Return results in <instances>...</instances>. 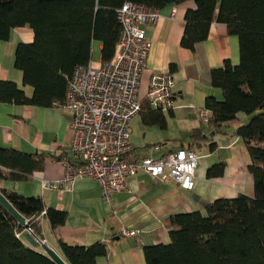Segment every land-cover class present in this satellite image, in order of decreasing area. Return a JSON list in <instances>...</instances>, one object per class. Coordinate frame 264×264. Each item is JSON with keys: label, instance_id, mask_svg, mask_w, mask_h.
Wrapping results in <instances>:
<instances>
[{"label": "trees", "instance_id": "16d2710c", "mask_svg": "<svg viewBox=\"0 0 264 264\" xmlns=\"http://www.w3.org/2000/svg\"><path fill=\"white\" fill-rule=\"evenodd\" d=\"M127 1L161 9L189 0H0V40H8L16 27L27 26L34 32L31 43L17 45L15 61L22 86H31L33 94L14 81L0 80V104L51 107L62 102L75 69L93 61L96 43L102 46V62L114 57L122 31L118 10ZM194 2L196 7L185 14L183 47L194 51L208 38L213 22L225 24L239 41V62L225 60L211 71L221 98L208 96L205 111L208 124L219 128L236 122L241 114L249 116L233 134L246 146L255 193L217 198L205 212L171 214L166 219L169 242L145 246V264H264V0ZM141 110L144 124L167 128V115L151 107L147 97ZM194 132L193 138L207 137L199 128ZM48 156L54 155L0 147V180L25 181L43 170ZM225 167V162L214 164L207 175L222 176ZM0 191L37 236L36 218L41 215L53 229L67 222V211L46 207L40 196L2 187ZM24 229L0 203V264H56L25 243ZM57 245L68 264H98L108 254L104 241L79 245L58 240Z\"/></svg>", "mask_w": 264, "mask_h": 264}, {"label": "crops", "instance_id": "0c3cea01", "mask_svg": "<svg viewBox=\"0 0 264 264\" xmlns=\"http://www.w3.org/2000/svg\"><path fill=\"white\" fill-rule=\"evenodd\" d=\"M195 7L194 0L166 6L159 9L161 15L156 24L145 26L151 50L142 73L140 93L143 99L147 97L154 74L169 73L174 78V108L171 115L163 111L167 115V128L144 124L142 110L130 122L134 157H156L182 147L199 152L193 189H183L171 179L162 181L144 172L129 177L126 188L115 193L110 202L103 201L100 183L87 176L74 179L68 190L63 185L53 188L49 185L63 181L66 176L63 159L76 162L71 112L56 106L0 104V147L54 155L46 157L43 170L34 172L29 179L0 180V188L40 196L46 207L67 211V222L56 229L45 215L36 218L40 230L36 236L60 256L58 240L79 245L104 241L108 254L98 264H145V246L169 242L166 219L171 214L205 212L206 205L217 198L254 195L246 146L233 134L249 116L241 114L236 122L219 128L210 126L208 115L206 118L202 115L208 96L221 98L220 89L212 84L211 71L225 60L239 62V41L228 33L225 24L213 22L208 38L197 43L194 51L183 47L185 14ZM33 40L34 32L27 26L12 29L8 40H0V80L18 83L28 95L33 94V88L22 86V73L15 66L16 47ZM197 128L207 137L193 138ZM221 162L226 163L224 174L209 177L210 166ZM24 231L23 240L33 247ZM35 249L45 253L41 245Z\"/></svg>", "mask_w": 264, "mask_h": 264}, {"label": "built area", "instance_id": "2783aa9c", "mask_svg": "<svg viewBox=\"0 0 264 264\" xmlns=\"http://www.w3.org/2000/svg\"><path fill=\"white\" fill-rule=\"evenodd\" d=\"M118 18L122 31L112 60L78 66L68 80L64 100L55 103L72 114V149L77 157L74 163L63 160L66 176L49 186L63 185L68 190L74 179L87 176L100 183L103 201L110 202L115 193L126 188L129 177L144 172L193 189L199 161L196 150H170L156 157L132 156L130 122L141 110V78L151 50L145 26L158 22L160 10L127 1L118 10ZM174 87L169 73L152 75L147 91L150 105L172 110ZM202 115L206 118L208 111Z\"/></svg>", "mask_w": 264, "mask_h": 264}, {"label": "water", "instance_id": "95a60500", "mask_svg": "<svg viewBox=\"0 0 264 264\" xmlns=\"http://www.w3.org/2000/svg\"><path fill=\"white\" fill-rule=\"evenodd\" d=\"M0 203L3 207L18 221L19 224L23 225L25 229L29 228L28 220L23 216L12 204L11 202L2 194L0 191ZM36 235H31L26 232L25 237L30 241L33 248L41 245L45 254L49 256L56 264H68L63 257H61L53 248L49 247L45 242L34 237ZM40 243V244H39Z\"/></svg>", "mask_w": 264, "mask_h": 264}, {"label": "rangeland", "instance_id": "374dc122", "mask_svg": "<svg viewBox=\"0 0 264 264\" xmlns=\"http://www.w3.org/2000/svg\"><path fill=\"white\" fill-rule=\"evenodd\" d=\"M101 49L99 48V46H98V43H96L95 44V46H94V53H93V61H98L100 58H101V51H100ZM198 154H199V152H197ZM200 155V154H199ZM199 158H200V156H199ZM24 232H28V233H30L31 235L33 234V235H35V233H34V231H33V229L29 226V228H27V229H25V231ZM42 240V239H41ZM43 241V240H42Z\"/></svg>", "mask_w": 264, "mask_h": 264}, {"label": "bare ground", "instance_id": "6f19581e", "mask_svg": "<svg viewBox=\"0 0 264 264\" xmlns=\"http://www.w3.org/2000/svg\"><path fill=\"white\" fill-rule=\"evenodd\" d=\"M161 15V14H160ZM91 62H94V61H91ZM90 62V63H91ZM151 106V105H150ZM152 107V106H151ZM154 108V107H153ZM141 111V110H140ZM159 147V146H158ZM186 147H182V148H178V149H175V150H182V149H185ZM168 151H170V150H168ZM74 152V151H73ZM165 152H167V151H165ZM165 152H163V153H165ZM196 152V151H195ZM75 153V152H74ZM196 154H197V152H196ZM197 156H198V158H199V155L197 154ZM65 159V158H64ZM63 159V160H64ZM180 186V185H179ZM181 187V186H180ZM182 188V187H181ZM184 189V188H183ZM131 232H126L125 231V234H130Z\"/></svg>", "mask_w": 264, "mask_h": 264}]
</instances>
